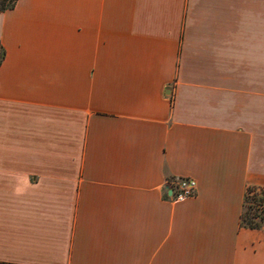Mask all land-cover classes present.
Listing matches in <instances>:
<instances>
[{
  "label": "crops",
  "instance_id": "1",
  "mask_svg": "<svg viewBox=\"0 0 264 264\" xmlns=\"http://www.w3.org/2000/svg\"><path fill=\"white\" fill-rule=\"evenodd\" d=\"M0 51V264H264V0H17Z\"/></svg>",
  "mask_w": 264,
  "mask_h": 264
},
{
  "label": "built area",
  "instance_id": "2",
  "mask_svg": "<svg viewBox=\"0 0 264 264\" xmlns=\"http://www.w3.org/2000/svg\"><path fill=\"white\" fill-rule=\"evenodd\" d=\"M164 188L165 193H169L168 198L173 201H183L196 194L195 181L189 177L176 176L171 179H167ZM252 193L256 196V198L260 199L256 208L258 212L264 216V193H261L260 191Z\"/></svg>",
  "mask_w": 264,
  "mask_h": 264
},
{
  "label": "rangeland",
  "instance_id": "3",
  "mask_svg": "<svg viewBox=\"0 0 264 264\" xmlns=\"http://www.w3.org/2000/svg\"><path fill=\"white\" fill-rule=\"evenodd\" d=\"M258 199L251 191L248 193V198L244 209V225L249 224L251 222L259 225L260 228L264 229V216L259 213L256 208V205L258 204Z\"/></svg>",
  "mask_w": 264,
  "mask_h": 264
},
{
  "label": "trees",
  "instance_id": "4",
  "mask_svg": "<svg viewBox=\"0 0 264 264\" xmlns=\"http://www.w3.org/2000/svg\"><path fill=\"white\" fill-rule=\"evenodd\" d=\"M16 1L17 0H0V11H4L6 9L13 7L14 4L16 3ZM1 58H2V52L0 51V61H1ZM247 198H248V195L246 197V201H247ZM255 201H256V199H255ZM257 201L259 202L260 199H258ZM245 206H246V203H245ZM242 225L245 227H248V228H252V229H259L260 228L259 225L251 223V222L249 224L244 225V215L242 217Z\"/></svg>",
  "mask_w": 264,
  "mask_h": 264
}]
</instances>
